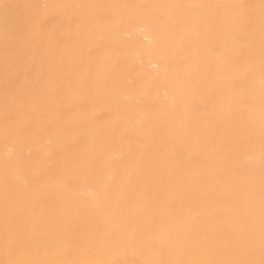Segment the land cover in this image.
Returning a JSON list of instances; mask_svg holds the SVG:
<instances>
[{
	"label": "bare ground",
	"instance_id": "bare-ground-1",
	"mask_svg": "<svg viewBox=\"0 0 264 264\" xmlns=\"http://www.w3.org/2000/svg\"><path fill=\"white\" fill-rule=\"evenodd\" d=\"M0 264H264V0H0Z\"/></svg>",
	"mask_w": 264,
	"mask_h": 264
}]
</instances>
